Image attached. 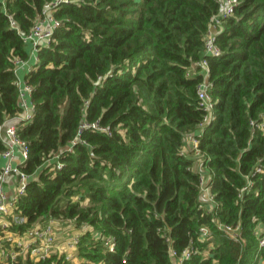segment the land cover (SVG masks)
I'll use <instances>...</instances> for the list:
<instances>
[{"label": "trees", "instance_id": "trees-1", "mask_svg": "<svg viewBox=\"0 0 264 264\" xmlns=\"http://www.w3.org/2000/svg\"><path fill=\"white\" fill-rule=\"evenodd\" d=\"M50 2L0 0V124L22 112L15 59H29L22 34ZM218 11V0H70L54 10L59 25L24 75L35 112L18 132L31 178L2 216L6 230L56 218L80 232L77 264H177L186 249L182 264H264V0H236L218 25L220 52L207 54ZM204 60L212 111L198 97ZM204 179L212 204L200 199ZM220 222L239 225L240 239Z\"/></svg>", "mask_w": 264, "mask_h": 264}, {"label": "built area", "instance_id": "built-area-1", "mask_svg": "<svg viewBox=\"0 0 264 264\" xmlns=\"http://www.w3.org/2000/svg\"><path fill=\"white\" fill-rule=\"evenodd\" d=\"M70 2V0H52V2L45 5L43 19L34 26L32 32L29 34H22L23 39L30 46L29 59H15L16 72L18 73L17 84L19 86L20 104L22 106V112L5 124H0V137L6 142L7 148L0 152V159H5V164L0 170V216L10 215L13 213L16 202L25 194L26 188L31 178V174H28L21 168L20 164H15L17 151L24 161L29 156V147L25 140L21 138L18 132L19 121H30L34 117L35 105L31 100L33 87L29 85L23 76L20 75L21 70H25L27 73L38 61V51L44 45L51 42L54 30L59 25V21L55 19L53 12L61 4ZM219 11L214 14L211 23L210 30L206 35L205 52L207 54L217 55L220 52L218 45L215 42V35L218 30V25L221 24V18L232 14V9L236 3V0H218ZM201 67L204 72V80L198 86V97L201 104L206 110L212 111L214 101L211 98L208 90L211 88L212 83L208 77L209 64L207 60L201 62ZM208 118V116H207ZM105 128L99 126L97 123L83 124L82 128ZM74 141L71 142L74 145ZM195 148L198 145L196 138H192L190 141ZM58 154H54L53 158H58ZM22 163V164H23ZM57 167H61V163L57 164ZM14 177V178H13ZM16 180V190L9 196L7 194V186L10 181ZM203 187H201L200 199L204 203L212 204L214 197L207 186V180L202 181ZM16 222H23L24 219L19 216H14ZM10 226V222L5 218L1 219L0 227L3 228V236L0 235V264H19L21 257H30L34 261L46 259L52 254L58 253L64 258V261H71L74 258V253L77 249V243L79 241L80 232H69L63 229L66 234L67 241L61 243L58 241V235L60 232L59 222L56 218H52L42 224H37L26 230L23 234H17L10 230H6ZM71 228V227H70ZM218 228L221 229L226 236L232 238L234 241L240 239L239 225H230L223 222L218 223ZM256 236L258 239V249L264 248V227L257 228ZM106 245L110 247V250L114 249V240H106ZM175 253V252H174ZM190 251L184 250L182 257L179 258L177 264H182V259L189 257ZM54 262L53 264H57Z\"/></svg>", "mask_w": 264, "mask_h": 264}, {"label": "crops", "instance_id": "crops-1", "mask_svg": "<svg viewBox=\"0 0 264 264\" xmlns=\"http://www.w3.org/2000/svg\"><path fill=\"white\" fill-rule=\"evenodd\" d=\"M25 73H26V72H25L24 69L20 71V75L23 76L24 78H25V76H24ZM4 163H5V159L1 158V159H0V167H1ZM14 163H15V164H20V165L23 163V159H22V156H21V154H20V151H17V153H16V158L14 159ZM14 186H15V180H11V182H10V183L8 184V186H7V194H8L9 196H12V194H13V190H14ZM1 219H3L2 216H0V222H1ZM73 255H74L73 263L77 264V263L79 262V260L77 259L75 253H74Z\"/></svg>", "mask_w": 264, "mask_h": 264}, {"label": "rangeland", "instance_id": "rangeland-1", "mask_svg": "<svg viewBox=\"0 0 264 264\" xmlns=\"http://www.w3.org/2000/svg\"><path fill=\"white\" fill-rule=\"evenodd\" d=\"M64 230H61L60 232H62V233H59V235H58V241L59 242H61V243H65L66 241H67V236H66V234L68 233V232H63ZM67 231V230H66ZM178 260L177 259H175V262H177Z\"/></svg>", "mask_w": 264, "mask_h": 264}]
</instances>
